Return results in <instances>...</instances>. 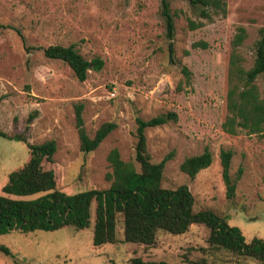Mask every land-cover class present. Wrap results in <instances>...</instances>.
<instances>
[{
	"label": "rangeland",
	"instance_id": "rangeland-1",
	"mask_svg": "<svg viewBox=\"0 0 264 264\" xmlns=\"http://www.w3.org/2000/svg\"><path fill=\"white\" fill-rule=\"evenodd\" d=\"M174 37L166 38L160 15L161 0H0V195L9 174L22 169L30 145L56 142L53 161L57 184L68 194L104 190L111 168L107 161L116 148L124 161L135 157V118L148 120L174 112L176 122L145 130L151 162L173 151L163 170L162 186L187 185L193 210L212 211L239 229L245 242L264 240V135L222 130L228 90L231 40L238 27L247 38L240 48L244 67L254 60V43L264 27V0H227L225 15L200 17V8L185 0H169ZM199 23L190 29L188 22ZM205 43L193 47L194 43ZM69 46L88 62L103 61L79 82L64 62L49 59L39 48ZM37 48V49H36ZM186 68L189 76L182 73ZM256 85L264 97V79ZM83 105V121L90 137L106 122L116 128L93 152L83 155L74 122V106ZM37 115L28 122V116ZM29 126V129L27 127ZM212 153L210 167L192 180L181 173L182 161ZM231 151L229 174L236 178L234 198L225 196L220 152ZM34 196H29L33 198ZM95 204L89 225L54 231L12 230L0 234V264H129L133 258L169 264H260L252 257L211 247L208 227L193 224L182 235L159 231L152 246L123 241L121 218L117 242L92 245Z\"/></svg>",
	"mask_w": 264,
	"mask_h": 264
},
{
	"label": "trees",
	"instance_id": "trees-1",
	"mask_svg": "<svg viewBox=\"0 0 264 264\" xmlns=\"http://www.w3.org/2000/svg\"><path fill=\"white\" fill-rule=\"evenodd\" d=\"M190 6L200 8V17L210 20L212 15H225L227 0H185ZM160 15L164 21L166 38L174 37V20L169 0H161ZM190 29L200 26L192 20ZM247 38L244 27H238L231 40L228 63V90L226 95L227 115L222 123V130L229 135H238L245 131L249 135H264V97L256 85L258 77L264 79V27L258 31L254 43V60L249 69L243 65L244 58L240 48ZM206 46L197 42L192 46ZM37 49V48H36ZM49 59L64 62L72 70L75 78L84 83L90 69L101 70L103 61L94 58L88 62L75 49L74 45H50L39 48ZM187 78L189 72L182 68ZM83 105L74 106V122L79 140V151L87 155L98 148L100 143L115 128V122L103 123L92 137L86 132ZM37 115L34 111L28 116V122ZM176 122L177 115L167 112L148 120L135 118V157L133 161H124L116 148L110 150L107 161L111 172L106 179L110 181L107 189H88L72 194L65 193L56 182L58 166L53 161L56 142L46 140L38 145H30L25 137L9 138L22 141L30 154L28 163L9 174L0 195V234L12 230L29 232L34 230L54 231L65 226L85 228L89 225L92 203L94 225L92 245L100 247L117 242L116 227L122 221L123 241L127 243L152 246L159 231L172 235L186 233L193 224L204 225L210 233L207 243L211 247H221L241 256L252 257L264 264V240L253 239L246 243L238 228L230 226L225 218L212 211L194 212V198L187 185L168 189L162 186L163 170L174 152L166 154L159 162H151L147 152L145 130L158 127L168 122ZM29 129V126L27 127ZM0 137L7 138L0 131ZM221 178L228 200L234 198L236 182L242 169L232 179L229 170L231 151L222 150L219 155ZM213 161L208 148L199 155L185 158L180 164V171L190 179L210 167ZM29 198V196H34ZM0 252L10 255V251L0 245ZM129 264H169L164 261L146 262L133 258ZM198 264H204L203 261Z\"/></svg>",
	"mask_w": 264,
	"mask_h": 264
}]
</instances>
